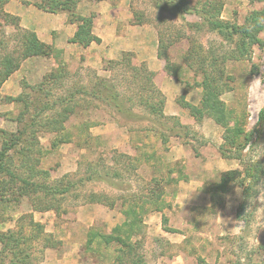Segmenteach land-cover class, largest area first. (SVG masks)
<instances>
[{"label":"rangeland","instance_id":"rangeland-1","mask_svg":"<svg viewBox=\"0 0 264 264\" xmlns=\"http://www.w3.org/2000/svg\"><path fill=\"white\" fill-rule=\"evenodd\" d=\"M110 1L118 7L116 13L130 15L125 25L141 28L133 32L134 50L112 58L99 50L91 55L75 51V57L66 58L63 49L52 47V55H35L47 70L41 77L36 61L28 69L21 66L24 59L17 60L31 30L15 28L0 17V60L10 55L12 62L19 61V71L10 75L22 74L15 94L1 88L8 78L0 86V152H5L0 156V235L13 231L23 238L12 247L29 255L23 264H264V173L242 184L243 175H236L225 183L227 193L218 188L212 196L208 188L220 180L219 163L212 165L206 157L220 156L219 135L205 137L184 118L151 108L166 101L161 83L172 77L182 90L176 104L188 113L186 103L199 105L203 74L189 67L188 60H210L215 65L205 69L211 83L231 89L221 99L244 123V131L254 133L264 106V13L256 20L252 12L264 11V2L177 0L182 8L246 25L256 33L260 39L238 58L237 37L218 34L193 12L155 7L152 0ZM259 25L261 29H254ZM144 45L156 50L158 72L140 59ZM99 77L116 85L123 112L75 93L81 87L91 90ZM169 87L173 94L174 87ZM8 96L19 98L10 101ZM65 109L73 111L67 120L59 115ZM24 123L30 126L20 133ZM180 124L194 134L175 135ZM259 128L260 139L244 164L257 159L264 163V123ZM243 168L240 163L236 167ZM87 177L92 179L79 180ZM32 181L52 186L70 181L75 186L52 196L27 184ZM96 199L103 203L90 201ZM129 208L137 218L128 241L131 258L124 244L106 240L124 224ZM31 220L41 225L38 233ZM2 247L0 242V253ZM12 255L6 250L0 264H9Z\"/></svg>","mask_w":264,"mask_h":264},{"label":"trees","instance_id":"trees-1","mask_svg":"<svg viewBox=\"0 0 264 264\" xmlns=\"http://www.w3.org/2000/svg\"><path fill=\"white\" fill-rule=\"evenodd\" d=\"M8 0H0L1 7L3 8V5ZM81 0H39L35 2V5L47 12L52 13H59L64 12L67 14L68 21L72 23L77 24V29L73 35V37L70 38V41L78 43L82 47L88 46L91 42H100V38L96 36L92 32L93 28V17L95 18L96 13H92L90 16H84L77 12V5ZM91 1H98V0H91ZM250 2H264V0H248ZM155 7L160 8H166L171 7V9H175L177 11L181 10L184 13H191L200 16L203 18V21L205 24H207L212 30L216 31L218 34L229 36H236V48L239 50V55L235 56L238 58H242L245 54V51H247L248 46L252 45L254 42H257L260 38H258L256 33L251 32V30L246 25H237L232 24L230 22L222 21L218 18L213 17L212 15L206 16V14L202 15L199 10L187 8V7H181L180 3L177 0H168V2H161V0H152ZM0 13L2 14L0 17L4 19L5 22L10 23L15 28L20 27L19 26V18L16 15H12L10 13L5 12L3 9H1ZM260 13H264V11H256L252 12V18L257 20V15ZM7 18H12L11 21ZM255 26H252V30ZM262 25H259L255 27L254 29H261ZM32 38L29 39V44L27 45L25 52L21 55L20 58L17 60H23L29 56H35L37 54H50L53 53L52 46L40 41L36 34L31 31L30 32ZM159 57V56H158ZM161 58V56H160ZM14 60L10 55L5 56L1 58L0 65L3 66L2 69H0V86L2 83L10 76V74L17 70L19 67V61L12 62ZM189 67H193L196 71H200L203 74L202 78V85H203V93L200 98L199 105L194 104H185V107L189 109L190 115L195 119L196 122H200L203 117H210L212 118L217 124H219L223 128V143L219 145V153L226 158H234L237 159L238 162L242 165H244L243 170H237L232 169L228 171H224L220 173V180L216 184H212L210 186V191L212 192V196L217 194V190L222 189L223 192H228L227 186H224L225 183L227 184L228 181L234 180L236 175H243V177L238 181L242 184V181L244 179H251V180H258L260 178V175L264 173V163L262 160H249L246 162V164L243 163L244 158L249 156V152L251 149L257 144V142L260 139V128L259 126L264 123V106L259 112L258 121H257V127L254 130L255 136L253 132H245L244 131V123H239V119L236 117L234 118L233 110L228 108L226 103L221 99V95L225 91H229L231 89L225 88L224 84L222 83L221 86L219 84H212L210 79L211 76L206 71V67L209 65H215L210 60H200L191 62V60H188ZM215 70L217 74H220V69L215 67ZM147 71V70H145ZM222 72V70H221ZM155 76V72L147 74V79L149 81L153 80ZM222 87V88H221ZM75 93H82L84 95L90 96L94 99L103 101L113 107H115L118 111L123 112L124 108L122 105H120L118 101V91L116 89V85H114L111 82H106L105 78L99 77L98 81L92 86V89L87 91L83 87L77 88L75 90ZM19 97L15 96H8V99L10 101L17 100ZM70 99H73V94L70 96ZM165 98L159 101L160 108H153L154 111L158 114H163V108H164ZM73 113L72 110L65 109L64 111L60 112L59 115L63 117V120H67L71 114ZM229 116H228V115ZM230 122L232 125H230ZM30 126V123H24L19 130L20 133H23V131L28 130ZM167 131L174 132V128H166ZM175 135L186 137V135L194 134L187 126H183L180 124L179 130H175ZM20 139V135H18L16 138H14L13 143H16ZM12 143V144H13ZM11 144V145H12ZM4 147V146H3ZM4 151L0 152V156L4 155ZM94 172V171H93ZM92 177V176H90ZM81 178L82 180H91L92 178ZM32 182H25L28 185H34L39 187L40 191H43L46 195H63L69 191H71L72 187L75 186L74 182H65V183H58L54 186L48 185L47 183H41L38 185H35ZM32 189V188H31ZM91 202H101L100 199L96 200H90ZM110 207L113 206V204L109 205ZM48 208H53L52 206ZM46 208V209H48ZM130 212H125L126 215V221L122 226H118L114 228V234H110L106 236V240L108 242H111L113 240L116 241V243H122L124 244L128 249H126L125 253L127 254V257L132 256L131 252V245H128L129 238L134 233V228L136 225V212L133 208H129ZM132 213V216H131ZM30 225L35 227V232H39L38 228L41 227L40 224L34 222L33 220L30 221ZM244 226L245 228L248 227V221L244 220ZM116 233V234H115ZM13 231H9L6 234L0 235V242H2V250L0 253V263H3V254L6 250L12 251L13 255L12 258L9 260V264H23L25 261H28L29 255L27 253L23 254L20 252H15V250L12 249V247L17 246V243L22 241V237H16L14 236ZM124 249V250H125ZM123 250V253H124ZM129 253V254H128ZM15 256V257H14ZM30 264H33L30 262Z\"/></svg>","mask_w":264,"mask_h":264},{"label":"crops","instance_id":"crops-1","mask_svg":"<svg viewBox=\"0 0 264 264\" xmlns=\"http://www.w3.org/2000/svg\"><path fill=\"white\" fill-rule=\"evenodd\" d=\"M37 1L39 0H8L3 5V10L12 15H16L19 18V25L24 29L33 31L40 41L51 45L53 48L63 49L66 58L75 57L72 56L75 51L80 54L84 53L91 55L95 54L93 52H98L99 50L101 56L112 58L114 53L134 50L131 45L133 41V32L140 31L141 28L140 26L131 24L125 25L124 21L128 20L130 15L127 12L124 16L116 13L118 7L116 8L110 0H81L78 3L77 12L81 15H87L90 11H94L96 13L93 33L100 38V42L93 41L84 48L79 46L78 43L70 41V38L73 37L77 29V24L68 21L67 14L64 12L52 13L44 11L35 5V2ZM141 38L140 40H147L146 37ZM143 48L144 49L141 50L142 54L140 59L145 61L150 69L156 72L161 70V62L156 56V50L154 49L153 51L151 48L149 50L145 45ZM153 48H155V46H153ZM40 58L41 57L39 56H29L24 59L21 66L26 65L29 69L31 64L36 61L35 63H37V65L35 70L38 72V76L41 77L47 70L45 68H41L43 62H41ZM86 61L96 63L97 60ZM14 73L8 77L1 87H5L6 93L9 95L15 94V81H17L18 76H22V74H16L17 76L14 77ZM175 81V78L172 77V79H165L161 83L162 90L164 91L166 97V101L164 103V114L180 117L181 121L184 118L187 123H191V125L195 124V127L202 130L205 137H212L215 139V135L218 134L219 137L215 140L217 141L216 144H218L219 147V145L223 143V128L210 117H203L200 122H196L195 119L188 112H186V109L178 106L175 99L177 95L182 94V90L179 83ZM169 85L174 87L173 94L169 89ZM196 103L197 102H193V104ZM187 115H189L188 118H185ZM176 146L179 147L178 145H173L172 148L175 147L177 149ZM206 158H208L207 162L210 160V162L213 163L212 165L219 163L217 167L220 173L236 169V167L239 166L237 159L226 158L221 154L220 156L218 154L217 158L214 157V155L212 157L207 156ZM206 167L208 169L211 168L208 166Z\"/></svg>","mask_w":264,"mask_h":264},{"label":"clouds","instance_id":"clouds-1","mask_svg":"<svg viewBox=\"0 0 264 264\" xmlns=\"http://www.w3.org/2000/svg\"><path fill=\"white\" fill-rule=\"evenodd\" d=\"M161 2L163 3V2H168V0H161ZM173 2H174V0H173Z\"/></svg>","mask_w":264,"mask_h":264}]
</instances>
